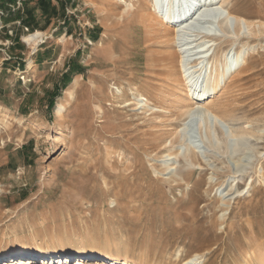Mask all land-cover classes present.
<instances>
[{"label": "rangeland", "instance_id": "rangeland-1", "mask_svg": "<svg viewBox=\"0 0 264 264\" xmlns=\"http://www.w3.org/2000/svg\"><path fill=\"white\" fill-rule=\"evenodd\" d=\"M151 2L134 0L125 10L118 0H0V241L44 223L41 239L53 245L117 241L118 251L130 250L132 264H182L196 252H205L204 264H251L264 251V179L254 169L264 166L255 153L264 152V33L242 36L238 50L255 45L256 51L216 98L255 135L239 150L223 143L206 158L189 155L192 164L187 151L162 176L156 170L169 150L179 151L177 131L185 120L167 109L176 107L185 84L164 102L170 80L180 75L181 55L163 35ZM228 4L232 12L264 22V0ZM36 31L43 38L29 45L25 36ZM226 43L218 54L231 48ZM170 71L177 73L170 77ZM121 85L124 94L118 95ZM72 87L76 98L55 133L54 106ZM141 94L162 110L141 114L134 103L116 107ZM56 146H62L57 153ZM238 163L250 164L237 188L250 176L255 187L223 204L220 191L229 189ZM105 257L50 264H112Z\"/></svg>", "mask_w": 264, "mask_h": 264}, {"label": "bare ground", "instance_id": "bare-ground-1", "mask_svg": "<svg viewBox=\"0 0 264 264\" xmlns=\"http://www.w3.org/2000/svg\"><path fill=\"white\" fill-rule=\"evenodd\" d=\"M118 1L125 5L126 10L130 9V6H133L132 2L134 0ZM228 1L229 0H152L151 2L152 9L157 15V18L154 19L164 28L163 35H170L168 41H172L175 44L181 55L180 75L170 80L171 83L167 88L168 91L164 94V102L169 100L170 90L176 87L183 88L184 86L182 85L185 84L184 94L178 99L176 107L171 106L167 109L169 114L171 113V117L176 114L173 112L177 109V115L179 114V116L184 117L185 120L177 131L179 140H182L177 147L179 151L173 153L169 150L170 152L168 154L166 153L167 155L162 159L161 169L156 170V172L162 176L165 175V171L176 168L175 162L177 161L173 160L179 158L181 154L187 153V151L188 154H186L184 158L188 164H192L193 162H189L187 159L189 155V157L193 156V158L195 157L194 159H196L199 153L206 158L207 153H209L208 151L212 152V150L219 148L223 143L226 148L239 150L241 146L240 142L248 140L253 134L249 131L251 130V124H245L233 115L229 117L226 113L225 104L220 102L217 103L216 98H218L221 91L226 86L227 81L246 65V58L249 53L256 51L255 45L251 47L243 46L238 50L237 44L240 43L239 41H241L242 36L252 38L256 35H262L264 33L262 32L264 22L250 20L232 12L229 8L230 5ZM151 19V21H153V18ZM43 36L42 32L36 31L26 35L25 40L29 45L35 46ZM226 42H230L231 48H229V50L225 49V52L220 51L221 53L218 54V49ZM34 66L35 64L33 61L29 60L28 68L32 69ZM170 72V77L177 73ZM123 87V85L116 86V94L123 95ZM76 95V89L72 87L54 106L53 113L59 122L53 127V132L59 133L63 130L65 112L68 110L70 102L76 98ZM132 103L136 105L135 110L141 114L146 113L145 110L148 109L154 110L155 112H160L162 110V106H152L149 104L148 99L143 94L134 97L133 102L118 101L116 107H126ZM96 110L97 120L100 121L104 115L102 104L98 103L96 105ZM7 115L8 113H5V116ZM159 117L158 115L157 119ZM158 122L160 123L162 121L158 119ZM248 128L250 129L248 130ZM261 131L264 132V129H261ZM253 135H255V132ZM262 136H258L259 139ZM169 137L172 136L169 135L166 137V140H171L168 144L172 145L173 139ZM61 149L62 146H56L54 147V152L57 153ZM255 153L261 155L260 157H264V152H261L259 149H257ZM256 154L252 155L251 153L249 155V161L255 158ZM260 160H262V158ZM151 161L154 160L149 161L151 165H154L155 162L151 163ZM248 164L238 163L236 169L234 167V171L231 172L233 175L230 176L234 178V180L231 182L229 189L220 191L221 200L228 201V203L223 201V204L229 205L232 200L246 196L254 189V182L257 180L253 179V176H250V181L245 184L246 186L243 189L237 188L239 185L236 179L243 176L240 172L243 170L247 171L246 167ZM254 169L256 172L260 170V178L264 179V166L262 162L258 163L257 166L255 165ZM210 178L214 177L211 176ZM223 211L227 212V209ZM225 212L222 213L221 216L228 214ZM43 225L44 223L37 229L28 230L29 233L16 230L13 235L4 237L0 241V255L2 254L5 258L0 260V264L9 261L11 262L5 264H37L38 260H40L39 263L43 264L46 260H48L47 264H50L53 260L64 263L69 262L75 256L79 259V257L102 255L106 256L105 258H108L112 264H132V260H134L132 259L128 247L124 252L118 251L120 246H118L117 241H112L110 244L103 247L97 244L90 245L83 241L60 242L58 245H53L50 240L41 239L40 233L45 228ZM257 252L251 264H264V251L258 250ZM85 253L88 255L81 256V254ZM205 257V252H196L185 259L182 264H204L207 258ZM79 262H81V260H78V263Z\"/></svg>", "mask_w": 264, "mask_h": 264}, {"label": "trees", "instance_id": "trees-1", "mask_svg": "<svg viewBox=\"0 0 264 264\" xmlns=\"http://www.w3.org/2000/svg\"><path fill=\"white\" fill-rule=\"evenodd\" d=\"M7 1H12V0H7ZM28 25H29V23H28Z\"/></svg>", "mask_w": 264, "mask_h": 264}]
</instances>
